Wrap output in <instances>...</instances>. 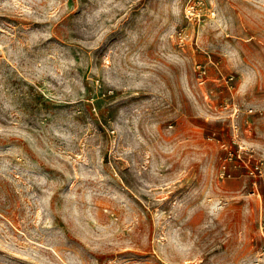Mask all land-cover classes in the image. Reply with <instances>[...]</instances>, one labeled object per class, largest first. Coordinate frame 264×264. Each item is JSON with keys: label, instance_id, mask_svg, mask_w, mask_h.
<instances>
[{"label": "rangeland", "instance_id": "obj_1", "mask_svg": "<svg viewBox=\"0 0 264 264\" xmlns=\"http://www.w3.org/2000/svg\"><path fill=\"white\" fill-rule=\"evenodd\" d=\"M0 264H264V0H0Z\"/></svg>", "mask_w": 264, "mask_h": 264}, {"label": "built area", "instance_id": "obj_2", "mask_svg": "<svg viewBox=\"0 0 264 264\" xmlns=\"http://www.w3.org/2000/svg\"><path fill=\"white\" fill-rule=\"evenodd\" d=\"M207 73L206 68L203 65H199V74L201 75V77L203 78L205 76V74ZM223 171H226V166H223Z\"/></svg>", "mask_w": 264, "mask_h": 264}]
</instances>
